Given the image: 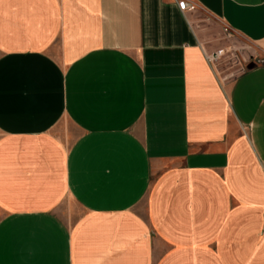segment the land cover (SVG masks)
Returning <instances> with one entry per match:
<instances>
[{
	"label": "crops",
	"instance_id": "1",
	"mask_svg": "<svg viewBox=\"0 0 264 264\" xmlns=\"http://www.w3.org/2000/svg\"><path fill=\"white\" fill-rule=\"evenodd\" d=\"M0 264H264V0H0Z\"/></svg>",
	"mask_w": 264,
	"mask_h": 264
},
{
	"label": "rangeland",
	"instance_id": "2",
	"mask_svg": "<svg viewBox=\"0 0 264 264\" xmlns=\"http://www.w3.org/2000/svg\"><path fill=\"white\" fill-rule=\"evenodd\" d=\"M195 10L193 9L191 11ZM199 22L207 27L209 39L205 42L206 46L210 50H224L222 57L217 62H214L222 77H226L227 79L233 78L245 69L247 64L257 63L256 57L251 55L252 46L248 45L242 39H239L217 19L204 17ZM76 213L77 211L72 204L59 210L60 216L64 219H69L70 215H75Z\"/></svg>",
	"mask_w": 264,
	"mask_h": 264
},
{
	"label": "built area",
	"instance_id": "3",
	"mask_svg": "<svg viewBox=\"0 0 264 264\" xmlns=\"http://www.w3.org/2000/svg\"><path fill=\"white\" fill-rule=\"evenodd\" d=\"M178 7H179L180 11H191L194 9L193 6H189L184 2H179ZM222 52H223L222 50L217 51L212 56H210V60L211 61L217 60V58H219L221 56Z\"/></svg>",
	"mask_w": 264,
	"mask_h": 264
},
{
	"label": "water",
	"instance_id": "4",
	"mask_svg": "<svg viewBox=\"0 0 264 264\" xmlns=\"http://www.w3.org/2000/svg\"><path fill=\"white\" fill-rule=\"evenodd\" d=\"M254 67H255L254 64H250V65H247L246 69H247V70H250V69H253Z\"/></svg>",
	"mask_w": 264,
	"mask_h": 264
}]
</instances>
